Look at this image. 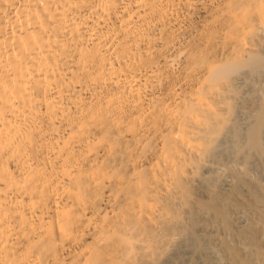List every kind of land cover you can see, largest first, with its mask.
I'll return each instance as SVG.
<instances>
[{"label":"bare ground","instance_id":"bare-ground-1","mask_svg":"<svg viewBox=\"0 0 264 264\" xmlns=\"http://www.w3.org/2000/svg\"><path fill=\"white\" fill-rule=\"evenodd\" d=\"M0 264H264V0H0Z\"/></svg>","mask_w":264,"mask_h":264}]
</instances>
